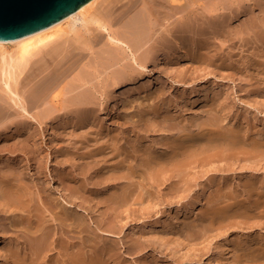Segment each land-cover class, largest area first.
I'll return each mask as SVG.
<instances>
[{
	"label": "rangeland",
	"instance_id": "rangeland-1",
	"mask_svg": "<svg viewBox=\"0 0 264 264\" xmlns=\"http://www.w3.org/2000/svg\"><path fill=\"white\" fill-rule=\"evenodd\" d=\"M129 1H136V5L121 21L111 20L113 16L118 17L120 10L114 7L115 0H104L95 6L98 13L101 12L105 16L104 20L109 22L110 33H119L121 37L123 36L122 40L127 47L123 48L124 54L115 55L112 50L115 46L107 40V36L92 44V49L84 52V58L75 63L55 89V92L61 89L64 92L61 97L64 102L60 100L63 103L60 102L58 108L50 101L48 102V99L41 98L39 92H35V95L27 101L22 98V89L19 92L21 100L11 97L8 93L5 94V91H2L3 94L1 92L4 99L1 110L5 111L2 112L0 118V250L4 254L5 263L3 264H16L17 258L20 260L28 258L30 256L28 253V250L30 252L29 238L37 235L35 238L39 241L40 236L47 232L49 247L39 254L38 264H62L63 261V264H71L73 260L68 257L70 253L76 252V247L84 246L82 248L85 250L88 247L90 251L86 250V253L91 255L93 249L87 244L92 235H98L100 240L97 239L98 246L103 243L100 248L105 251L103 249L100 251L101 254L104 253L102 258L103 262L106 260L105 264H215V262L223 264L225 263L223 261H228L229 264H233L234 261L235 264H255L254 255L259 254L257 252L259 248L261 250L264 248V218L261 219L262 217L257 215L249 216V218L242 217L241 212L237 211L238 215L235 214L234 217L227 215L223 217L224 220L223 218L213 219L214 214L206 216L212 206V210L215 207L216 210L219 205L218 201L214 202L217 204L215 206L210 201L214 197L217 199L218 196H222L223 193L227 196L233 193L231 196L234 198L239 196L240 199L235 198L234 200L238 204L242 203L241 198L245 200V205L251 204L252 197L247 195V187L244 185L254 176L257 178H253L254 182L257 181L256 189L262 187V190L258 189V191L264 190V147L263 151L258 154L260 156L256 155L258 157H245L246 155L241 154L239 158L229 159V163V160L224 162L221 159L220 162L219 160L212 161L211 165L210 163L205 166L198 164L194 167L192 164L183 178L173 173L171 179V176L166 174L172 173L171 167L169 168L170 164L167 162L170 159L167 156H171L174 149L171 145L172 141L184 136H186L184 138L193 137L191 139H195L200 134L198 138L200 142L196 143L199 145L197 150L200 151L202 142L207 143L209 138L201 136L200 126L212 121H214L213 124L216 122V126L214 124L212 128L222 124L220 126L223 127L222 130L225 127V130L240 131L244 138L248 129L250 136L254 130L255 134L253 133L251 137L264 142L262 51L261 48L246 45L241 32L244 24L242 22L246 20L242 12L243 6L246 7L247 2L245 0L206 1L204 6L212 3L215 5L217 1L216 6L222 4L223 1L225 3L222 7L220 5V7L217 6L219 8L216 7L217 15L212 14V16L216 15L214 21L212 16L204 15V7H194L198 12H196V19L195 12L194 16L186 15L180 18L182 22L187 21L188 25L191 24V28L198 24L195 30L199 35V40L207 24V26L212 25L214 30V38L212 36L211 40L213 42L208 46L210 48H201L199 52L197 50L196 53L200 55L195 54L197 57L193 56V58L187 52L186 54L184 49H180L182 52L178 50V41H176L179 37H189L188 39L192 37L189 34L175 35L167 32L174 26V20L162 23L156 32L157 35L152 32L150 27L152 18H149V11L153 7L154 0H124L123 2ZM258 1L255 0V3L257 4ZM184 3L192 8L189 0H184ZM258 6L256 13L264 10V0H260ZM190 21H195L196 26ZM215 23L220 24V27L215 26ZM165 37L168 39L165 40ZM162 46H168L172 53L170 51L164 53ZM174 46L177 48L173 49ZM203 53L206 57L202 55ZM145 55L149 56V59L146 58L148 62L147 60L142 61L141 57ZM212 59L213 64H211ZM132 72H134V75L131 74L134 76L131 77L133 79L130 78ZM85 78L89 79L86 83L90 86L79 82ZM16 102H19L18 107ZM19 105L26 108L29 106L27 108L29 115L23 111L26 114L24 115ZM208 117L210 119L206 121ZM175 128L179 131L176 132ZM242 129L244 131L246 129V133H241ZM259 129L261 132L258 131ZM194 131L197 133L194 134L196 137L193 135ZM259 133L260 135L263 133V136L258 135ZM174 136L178 137L174 138ZM200 137H205V139L201 140ZM212 138L214 139L209 138L211 142L208 140V145L220 149L221 143L217 144L216 141L222 138L219 136L217 138V135ZM195 141L198 140L195 139ZM169 142L171 143L170 148ZM152 154L167 158L165 162L162 160L163 165L168 166L167 170L161 173L167 178L164 179L161 174L158 180L151 177L152 171L155 172L160 168V164H157L154 159L156 156L152 157ZM220 165L221 167L223 165V168H220ZM230 166L233 169H230ZM224 178L231 181L227 182ZM258 178L261 179L260 182ZM241 180L244 182L242 183ZM3 182L4 185L6 182L17 184L14 188H21L20 191L24 193L22 199H26L24 200L25 206L23 203L18 204L15 199H11L8 204L4 205L6 201L4 194L8 187L2 185ZM226 182L229 184L227 185ZM230 190L233 191L230 193ZM223 204L225 203L220 205ZM64 209L80 214L85 226L84 232H79L75 227L77 221L72 219L66 220V225L70 222V225H67L69 232L66 231L61 224L65 216ZM232 212H235L234 209ZM204 215L209 219H203ZM38 220L42 222L39 223ZM195 221L198 223H194ZM243 221H246L245 224ZM237 222L241 223V226ZM18 223L19 226H17ZM110 224L115 230L109 227ZM201 224L204 228L207 224L209 225L206 226V230H203ZM192 226L194 231L191 229ZM196 227L199 231L202 230L203 234L197 232ZM23 231H26V234ZM188 233H194L196 236L192 234L191 236H194L192 238L189 234V238ZM80 240L82 245L79 244ZM229 241L233 242L230 244ZM246 241L251 244H245ZM232 244L234 248L231 247ZM240 244H242L241 247ZM248 245L251 248L256 247L253 249L256 251L253 253ZM220 247H224L223 255L225 253L226 256L228 255L227 260L225 255L221 256L223 248L219 249ZM239 247L243 248V252ZM216 248L217 251H215ZM228 248H232L236 253L232 254L234 251ZM208 250L215 252L213 261L208 258ZM17 251L20 257H17ZM246 251L250 253L249 257ZM263 253L264 250L260 252L261 255ZM42 259L46 263H43ZM263 262L264 258L260 263Z\"/></svg>",
	"mask_w": 264,
	"mask_h": 264
},
{
	"label": "bare ground",
	"instance_id": "bare-ground-1",
	"mask_svg": "<svg viewBox=\"0 0 264 264\" xmlns=\"http://www.w3.org/2000/svg\"><path fill=\"white\" fill-rule=\"evenodd\" d=\"M102 1H104V0H91L89 3H87L86 5H84L83 7H81L77 12H75V13H73V14H71V15H69L68 17H66L65 19H63L62 21H60V22H58V23H56V24H54V25H52L51 27H49V28H47V29H44V30H42V31H39V32H37V33H35V34H32V35H29V36H27V37H24V38H21V39H18V40H12V41H6V42H0V118H1V114H2V112H5V111H3V110H1L3 107H2V105H3V102H4V99H3V96L1 95V92L2 91H5V94L6 93H8V94H10L11 95V97H14V98H16V99H20L21 98V96H19V92H20V90L22 89L23 90V93H22V98H24V100L25 101H27L28 99L30 100L31 99V97L32 96H34L35 95V92H39V95H40V97L41 98H43L44 100H46V99H48V102L50 101L51 103H53L54 105H56V108H58L59 107V105L61 104V103H63L64 101L63 100H61V97L63 96V94H64V92H63V90L61 89V90H58V91H56L55 92V89H57V87H58V85L60 84V82H61V80H63V78L67 75V73L69 72V70H71V68L75 65V63L77 62V61H79V60H81V59H83L84 58V56H85V51H87V50H91L92 49V44H95V43H97V42H99L101 39H103L104 37H106L107 36V40L111 43V44H114V48L112 49L113 51H114V53H115V55H119V53H121V54H124V50H123V48H125V47H127V45L123 42V40H122V37L120 36V34L119 33H110V31H109V22L108 21H105L104 20V18H105V16L100 12V13H98V11L95 9V6L98 4V3H100V2H102ZM124 0H115V8L117 7L118 9H120L119 10V13H118V17H112L111 18V20H113V21H121L124 17H126L127 16V13H129L130 11H132L133 9H134V7H135V5H136V1H129V2H127V3H124L123 2ZM190 1V3H191V6H192V8H189L185 3H184V0H154V2H153V7H152V9H150V11H149V18H152V23L150 24V27H151V29H152V32L153 33H155L156 35H157V33L156 32H158V30L160 29V25L162 24V23H165V22H167V21H170V20H174L175 21V24H173L174 26L170 29V30H168L167 32L169 33V34H175V35H183V34H189L190 35V37H192V38H190V39H188V38H181V37H179V39L178 40H176V41H178V43L177 42H175V43H177V45L175 44V46H177L178 47V50H180V49H184L185 50V53L187 52L191 57H193V56H196L197 57V55H195V54H198V53H196V51L198 50V52L200 51L199 49H201V48H206V47H208L212 42H211V40H212V36L214 35V30H213V27H212V25H209V26H207L206 25V27H205V29L204 30H202L203 32H202V38H201V40H199L198 39V37H199V35L197 34V31L195 30V28L198 26V24H197V26L195 25V21L194 22H192V21H190V22H192L196 27H193V28H191V24L190 25H188L186 22V24L184 23V22H182L181 21V17H183V16H190V15H192V16H194V12H195V14H196V9H194V7L195 8H197V7H204L205 9V13H204V15L205 14H207V15H210L209 17H211L212 16V14L214 15V13L217 11V8H219L220 6L222 7V6H224V1H223V3L222 4H218L217 6H219V7H217L216 6V4H217V2H216V4L214 5V3H212V4H209L208 6H204L205 5V3H206V1H209V0H189ZM221 1V0H220ZM246 2H247V6L246 7H244L243 6V8H244V10L242 11L243 13H244V15L246 16V20H245V22H242V23H244L243 24V27H242V30H241V32H242V35H243V38H244V41H245V43H246V45H248V46H253L254 48H261V51H262V56L261 57H263L262 58V60L261 61H263V63L261 64V65H263L262 67H263V69H264V10H262V11H260V13H256V11L258 10L257 9V7H259L258 6V2L260 1H258L257 2V4L255 3V0H245ZM257 1V0H256ZM244 2V1H243ZM262 2V1H261ZM210 3V2H209ZM257 5V6H256ZM262 6V5H261ZM113 7V8H114ZM188 7V8H187ZM217 7V8H216ZM199 9V8H198ZM148 10V9H147ZM218 10H223V9H218ZM97 11V12H96ZM201 11V10H200ZM109 12V11H108ZM198 13V12H197ZM218 13V12H217ZM109 14H110V12H109ZM148 14V13H147ZM216 14V13H215ZM217 15V14H216ZM215 15V16H216ZM221 15V14H220ZM223 15V14H222ZM215 16H212L213 17V21H214V17ZM230 16V15H229ZM200 16H198V18H199ZM205 17V16H204ZM207 17V16H206ZM197 18V14H196V16H195V19ZM216 18V17H215ZM229 18V17H228ZM244 18V17H243ZM186 19V18H185ZM191 19V18H190ZM189 19V20H190ZM222 19V18H221ZM153 20H154V22H153ZM183 20V19H182ZM190 22H188V23H190ZM207 22V21H206ZM211 23H213L212 21H210ZM220 22H221V20H220ZM149 23V22H148ZM223 23H224V21H223ZM169 24V23H168ZM200 24H202V23H200ZM216 24V23H215ZM214 24V25H215ZM220 25V24H219ZM218 24H216L215 26H219ZM223 25V24H222ZM203 26V25H202ZM224 26H225V24H224ZM223 26V27H224ZM148 27V26H147ZM220 27V26H219ZM241 27V26H240ZM163 28V27H162ZM161 28V30H163ZM225 28H226V26H225ZM143 29V28H142ZM197 29V28H196ZM215 29V28H214ZM221 29V28H220ZM226 29H228V28H226ZM241 29V28H240ZM239 29V30H240ZM160 30V31H161ZM199 30H200V28H199ZM217 30V29H216ZM222 30V29H221ZM223 30H225V29H223ZM228 31V30H227ZM115 32H117V31H115ZM164 32V31H163ZM166 32V33H167ZM218 32H219V28H218ZM237 32V31H236ZM240 32V31H239ZM241 32L239 33V34H241ZM199 33V32H198ZM225 33V32H224ZM231 33V32H230ZM149 34V33H148ZM217 34V33H216ZM229 34V33H228ZM218 35V34H217ZM236 35V34H235ZM219 36H221V34H219ZM229 36V35H228ZM157 37H159V35L157 36ZM162 37H163V35H162ZM170 37H172V36H170ZM176 37V36H175ZM194 37V38H193ZM237 38H238V36H236ZM241 37V36H240ZM136 38V37H135ZM142 38V37H141ZM149 38V37H148ZM147 38V39H148ZM166 38V37H165ZM172 38H174V37H172ZM178 38V37H177ZM176 38V39H177ZM213 38H214V36H213ZM218 38V37H217ZM154 39V38H153ZM155 39H156V37H155ZM159 39V38H158ZM163 39H164V37H163ZM162 39V40H163ZM168 38H166L165 40H167ZM144 40V39H143ZM215 40V39H214ZM243 40V39H242ZM146 42H148V40H145ZM170 41V40H169ZM169 41H167V42H169ZM160 42V41H159ZM166 42V41H165ZM173 42V43H174ZM154 43V42H153ZM152 43V44H153ZM155 43H156V41H155ZM172 43V44H173ZM149 44H150V41H149ZM148 44V45H149ZM159 44V43H158ZM168 43H166V45H167ZM242 44V43H241ZM151 45V44H150ZM149 45V46H150ZM157 45V44H156ZM160 45V44H159ZM158 45V46H159ZM162 45V44H161ZM165 45V44H164ZM112 46V45H111ZM146 46V45H145ZM153 46H155V45H153ZM173 47V49H175V48H177V47ZM213 46V45H212ZM244 46V45H243ZM110 47V46H109ZM122 47V48H121ZM136 47V46H135ZM141 47V46H140ZM151 47V46H150ZM163 47V46H162ZM170 47H171V45H170ZM112 48V47H111ZM153 48V47H152ZM166 49V50H164V49ZM162 49H163V51H164V53H165V51L166 52H168V51H170V48L168 47V46H164ZM208 48H210V47H208ZM244 48H245V46H244ZM247 48V47H246ZM250 48V47H249ZM133 49V48H132ZM131 49V50H132ZM140 49V48H139ZM172 49V48H171ZM215 49V48H214ZM111 50V51H112ZM149 50H150V48H149ZM157 50H158V48H157ZM202 50V49H201ZM134 51V50H133ZM175 51H177V50H175ZM181 51V50H180ZM210 51V50H209ZM209 51H207V53L209 52ZM211 51H213V50H211ZM210 51V52H211ZM157 52V51H156ZM160 52V51H159ZM161 52H162V50H161ZM171 53H172V50L170 51ZM182 52V51H181ZM135 53H136V51H135ZM134 53V54H135ZM152 53H154V52H152ZM151 53V54H152ZM173 53H175L174 51H173ZM185 53H183V54H185ZM186 53V54H187ZM221 53V52H220ZM159 54V53H158ZM167 54V53H166ZM179 54V53H178ZM177 54V55H178ZM218 54H219V52H218ZM257 54V53H256ZM144 55V54H143ZM155 55H156V53H155ZM154 55V56H155ZM162 55V54H161ZM160 55V56H161ZM173 56H175L176 55V53H175V55L174 54H172ZM171 55V56H172ZM188 55V56H189ZM198 55H200V54H198ZM202 55H205V53H203ZM220 55V54H219ZM222 55V54H221ZM258 55V54H257ZM124 56V55H123ZM162 56H164V54L162 55ZM180 57H181V55H179ZM183 56V55H182ZM217 56V55H216ZM126 57V56H125ZM140 57V56H139ZM186 57H187V55H186ZM202 57V56H201ZM205 57H206V55H205ZM211 57V56H210ZM215 57V56H214ZM142 58V61H144L145 62V60H147L146 58H148L149 59V56H147V55H145L144 57H141ZM151 58V57H150ZM153 58V57H152ZM169 58V57H168ZM177 58V57H176ZM182 58V57H181ZM194 58V57H193ZM215 58H217V57H215ZM214 58V59H215ZM219 58H221V56L219 57ZM228 58H229V56H228ZM228 58H226V59H228ZM171 59H173V58H171ZM175 59V58H174ZM180 59V58H179ZM190 60L189 61H191V58H189ZM197 59V58H196ZM204 59V58H203ZM210 59V58H209ZM223 59V61H224V58H222ZM261 59V58H260ZM259 59V60H260ZM124 60H126V58H124ZM153 60V59H152ZM158 60V59H157ZM168 60V59H167ZM176 60V59H175ZM175 60H174V63H175ZM199 60H201V59H199ZM206 60V59H205ZM211 60V59H210ZM220 60V59H219ZM170 61V60H169ZM202 61V60H201ZM117 62V61H116ZM118 62H120V61H118ZM126 62V61H125ZM135 62H137V61H135ZM140 62V61H139ZM138 62V63H139ZM146 62H148V60L146 61ZM152 62V61H151ZM156 62V61H155ZM158 62V61H157ZM171 62H173L172 60H171ZM194 64L196 63V60L194 59ZM211 62V61H210ZM222 62V61H221ZM260 62V61H259ZM129 63V62H128ZM177 63V62H176ZM223 63V62H222ZM148 64V63H147ZM155 64V63H154ZM193 64V63H192ZM211 64H213V59H212V63ZM225 64V63H224ZM223 64V65H224ZM145 65V64H144ZM128 66V65H127ZM140 66V65H139ZM222 66V65H221ZM257 66H259V65H257ZM133 67V66H132ZM259 68V67H258ZM129 69V68H128ZM128 69H126L127 71H128ZM262 69V70H263ZM122 70V69H121ZM127 71H125V72H127ZM122 72V71H121ZM135 72V71H134ZM134 72H132V73H130V75L131 74H133ZM97 73V72H96ZM95 73V74H96ZM135 73H137V72H135ZM262 73V72H261ZM87 74V73H86ZM129 74V73H128ZM129 75V76H130ZM134 75V74H133ZM133 75H131L130 76V78L133 76ZM98 76V75H97ZM126 76H127V74H126ZM81 77V76H80ZM95 77V76H94ZM134 77V76H133ZM97 78V77H96ZM95 78V79H96ZM131 79H133V78H131ZM89 80V79H88ZM86 78L84 79V80H81V81H79L80 83L82 82V83H86L87 81H88ZM133 81V80H132ZM79 84V83H78ZM87 84V83H86ZM82 85V84H81ZM87 85H89V84H87ZM92 85V84H91ZM64 86V85H63ZM86 86V85H85ZM85 86H83V87H85ZM90 86V85H89ZM61 87H62V85H61ZM74 87V86H73ZM77 87H79V86H77ZM76 87V88H77ZM92 87V86H91ZM94 87V86H93ZM63 88V87H62ZM89 93V92H88ZM2 94H3V92H2ZM66 94V93H65ZM82 94V93H81ZM254 94V93H253ZM38 94H37V96H39ZM90 96H91V94H89ZM6 96V95H5ZM256 96V95H255ZM9 97V96H8ZM80 97V96H79ZM14 98H12V99H14ZM38 98V97H37ZM36 98V99H37ZM40 98V99H41ZM87 98V97H86ZM63 99H65V98H63ZM21 100V99H20ZM19 100V101H20ZM39 100V99H38ZM63 101V102H61V101ZM211 100V99H210ZM216 100V99H215ZM15 101V100H14ZM23 101V100H22ZM41 101V100H40ZM217 101V100H216ZM12 102V101H11ZM46 102V101H45ZM61 102V103H60ZM215 102V101H214ZM22 103V102H21ZM20 103V104H21ZM32 102H30V104H31ZM51 103H49V104H51ZM210 103H211V101H210ZM212 103H213V101H212ZM9 104V103H8ZM14 104V103H13ZM16 104H17V107H18V104H19V102L17 103L16 102ZM23 105H25L24 103H22ZM6 105V104H5ZM28 105V104H27ZM26 105V106H27ZM20 106V105H19ZM5 108H6V106H4ZM16 107V106H15ZM29 107V106H28ZM27 107V108H28ZM8 108V107H7ZM19 108H21L22 109V113H27L28 115H29V111H28V109L25 107V106H20ZM9 109V108H8ZM20 110V109H19ZM8 111V110H7ZM21 111V110H20ZM24 111V112H23ZM24 113V115H26ZM8 114H6V116H7ZM22 116V115H21ZM210 117V116H209ZM206 118L205 120L207 121V119L209 120L210 118L212 119L213 117H210V118ZM169 118V117H168ZM167 119V118H166ZM168 120V119H167ZM169 120H171V118H169ZM216 121V120H215ZM212 122H214V121H212ZM212 122H209V123H207V124H205V125H202V126H200L201 127V136H206V137H209V138H211V139H214V138H212V136H215V135H217V138H218V136L219 137H221V138H219V139H221L220 141H216V140H212V141H216L217 142V144H219V142L221 143V148L220 149H218V147H213L212 145H208L209 143V141L211 142V140L208 138V140H207V143L206 142H202L203 143V145H200L201 147V150L199 151V150H197L198 149V147H199V145L198 144H196V143H199L200 142V140L198 139L199 138V135H198V138L196 137V135H194L196 132L194 131V133H193V135L196 137L195 139H197L198 141L196 142L195 141V139H191V138H193V137H191V138H184V137H186V136H184V137H182V138H180L179 139V137L178 136H180V135H178L177 137H175L176 136V132L177 131H179V130H176V128H175V130H176V134H175V136H174V138H177V139H174V141H172V144L169 142V148L171 147L170 146V144L172 145V147L174 148L173 150H172V155L171 156H167V158H170L169 159V161H167V158L166 159H164V158H162L160 155H159V157H161V158H159V157H157L156 156V154H155V156H156V158H154L155 159V161H156V163L157 164H160V168L157 170V171H155V172H153L152 171V174H151V177L152 178H154L155 180H158V178L162 175L161 173H163L164 171H166L167 169V167L168 166H166V165H163V163H162V160L164 161V160H166L167 162H169V168L171 167V169H172V173L170 174L169 172L168 173H166V174H168V175H174L173 173H175V174H177V176L178 177H182L183 178V176H185V172L188 170V169H190L191 167H192V164H194L193 166L195 167V166H198V164H200V165H204L205 166V164L207 165L208 163H210V165H211V162L212 161H214V160H219V162H220V160L222 159V160H224V162L225 161H228L229 159L231 160H233V159H235V158H239V155H246L245 157H258V156H260V155H258V154H260L263 150H262V148L264 147V142H259V141H257V139L255 140L254 138L255 137H251V136H253L255 133H254V130H252L253 131V133H252V135L250 136L249 134H248V132L250 131L249 129H248V131H247V133L245 132L246 131V129H245V131L242 129V131H241V133L242 132H245L244 134V136H245V138L243 137V133L242 134H240V131H236V130H233V129H229V130H225V127H224V130H222V128L220 127L221 125H217L218 127H216V128H212L213 127V125L216 123H212ZM215 126H216V124H215ZM174 128V127H173ZM179 129V128H178ZM189 130H191V129H189ZM187 131V130H186ZM196 131H197V129H196ZM258 131H260V129L258 130ZM181 132V131H180ZM191 132H192V130H191ZM256 132H257V130H256ZM261 132V131H260ZM262 132H264V131H262ZM179 133V132H178ZM189 133H190V131H189ZM187 134V133H186ZM197 134V133H196ZM263 133H261V135H260V133L258 134V135H260V136H263L262 135ZM184 135H185V133H184ZM257 134H256V136H258ZM181 136H183V135H181ZM180 136V137H181ZM259 137V136H258ZM264 137V136H263ZM201 138V140H202V138L203 137H200ZM257 138V137H256ZM261 139H262V137H260ZM203 139H205V137L203 138ZM218 139V140H219ZM264 140V139H263ZM262 141V140H261ZM206 143V144H205ZM214 143V142H213ZM212 143V144H213ZM214 145H216V144H214ZM217 146H219V145H217ZM244 148H246V149H244ZM170 152H171V150H170ZM169 152V153H170ZM168 153V154H169ZM93 155V154H92ZM153 156L152 157H155L154 156V154H152ZM166 154H164V156H165ZM170 155V154H169ZM256 155H258V156H256ZM262 155V154H261ZM163 156V157H164ZM150 158V157H149ZM241 158V157H240ZM263 158H264V155H263ZM249 159V158H248ZM251 159H254V158H251ZM251 159H250V162H251ZM152 160H153V158H152ZM230 160L228 161V163L230 162ZM237 160V159H236ZM242 160V159H241ZM246 160V159H245ZM154 161V160H153ZM239 161V160H238ZM165 162V161H164ZM223 162V163H224ZM253 162V161H252ZM214 163H216V162H214ZM223 163H221V164H223ZM167 164V163H166ZM220 164V163H219ZM224 164H226V163H224ZM231 164V163H230ZM234 164V163H233ZM236 164V163H235ZM168 165V164H167ZM199 165V166H200ZM228 165V164H227ZM151 166H153L152 164H151ZM150 166V167H151ZM209 166V165H208ZM213 166V165H212ZM225 166V165H224ZM229 166V165H228ZM159 167V166H158ZM193 167V168H194ZM203 167V166H202ZM207 167V166H206ZM214 167V166H213ZM231 167V166H230ZM156 168V167H155ZM215 168V167H214ZM220 168H223V165H222V167H221V165H220ZM211 169V168H210ZM210 169H209V171H210ZM213 169V168H212ZM226 169V168H225ZM230 169H233L232 167L230 168ZM208 170V169H207ZM170 171V170H169ZM189 171V170H188ZM209 171H207V173L209 172ZM150 173H151V171H150ZM161 174V175H160ZM189 174V173H188ZM187 174V175H188ZM163 175H165V174H163ZM162 175V176H163ZM253 175V174H252ZM251 175V176H252ZM166 176V175H165ZM170 176L168 177V179L170 178ZM176 176V175H175ZM251 176H249V178L251 177ZM164 177V176H163ZM172 177L173 176H171V179H172ZM188 177V176H187ZM189 177H191V176H189ZM188 177V178H189ZM240 178H241V176H239ZM246 177V176H245ZM244 177V178H245ZM259 177V176H258ZM9 178V177H8ZM7 178V179H8ZM149 178V177H148ZM165 178H167V177H164V179ZM185 178V177H184ZM247 178V177H246ZM252 178V177H251ZM254 179H257V178H255V176L253 177ZM253 178H252V180L250 179L249 181H246V183H245V185H244V187L246 186L247 187V195L248 196H250V197H252L251 198V204H246L245 205V200L243 201V199L241 198V200H242V203L240 204H238L237 203V201H234L235 200V198H239V196L238 197H233V196H231L232 194H230V195H228L227 196V194H225V195H223V194H221L222 196H218V198L217 199H215V197L213 196L214 194H212V197H214V199L213 200H211L210 201V203L212 204V203H214V202H216V201H218L219 202V205H217L216 203H214V206H215V204L218 206L217 207V209L215 210V208L212 210V208H213V206H212V208L207 212L208 214L206 215L207 217H209L211 214H214V216H213V219H215V218H223V217H225V216H227V215H232L233 217H234V215L236 214V215H238V213L237 212H241V216L242 217H248L249 218V216H259V217H262L261 219H263L264 218V190L263 191H261L262 190V187L261 188H258V189H261L260 191H258V189H256V185H255V183L257 182H254L255 180H253ZM162 179V178H161ZM163 179V180H164ZM176 179V178H175ZM226 181H227V178H224ZM259 179V178H258ZM9 180H10V178H9ZM16 180V179H15ZM149 180V179H148ZM155 180H154V182H155ZM177 180H179V178H177ZM186 180H187V178H186ZM222 180H223V178H222ZM222 180H221V182H222ZM230 180V179H229ZM228 180V181H229ZM247 180V179H246ZM2 181V180H1ZM18 181V180H17ZM151 181H152V179H151ZM184 181H185V179H184ZM188 182H189V180H187ZM227 181V182H228ZM231 181V180H230ZM242 181V180H241ZM261 181V179H259V182ZM263 181V180H262ZM158 182V181H157ZM156 182V183H157ZM176 182H178V181H176ZM192 182H193V178H192ZM220 182V181H219ZM227 182H226V184H227ZM244 181H242V183H243ZM8 182H6V184L5 185H7V187L8 188H6L7 189V191L5 192V194H4V197H5V199H6V201H5V204L4 205H6V204H8L9 203V201H11V199L13 200V199H15V201H17V203L18 204H20L21 205V203H23V206H25V201L24 200H26V199H22V197L24 196V193L23 192H21L20 191V187H18V188H14V186H16L17 184H15V185H13V184H7ZM14 183V182H13ZM15 183H16V181H15ZM159 183V182H158ZM225 183V182H224ZM176 184H178V183H176ZM187 184H189V183H187ZM213 184V183H212ZM219 184V183H218ZM217 184V185H218ZM222 184V183H221ZM229 184V183H228ZM227 184V185H228ZM262 183H260V185H261ZM263 184H264V182H263ZM2 185H4V182L2 183ZM4 185V186H5ZM19 186L21 185V184H18ZM216 185V186H217ZM224 185V184H223ZM222 185V186H223ZM226 185V186H227ZM243 185V184H242ZM259 185V184H258ZM257 185V186H258ZM187 186V185H186ZM225 186V185H224ZM264 186V185H263ZM3 187V186H2ZM24 187V186H23ZM219 187H221V185H219ZM174 188H176L175 186H174ZM177 188H179V187H177ZM219 189H221V188H219ZM230 189V188H229ZM240 189H241V187H240ZM215 190H216V188H215ZM218 190V189H217ZM3 191V190H2ZM233 191V190H232ZM231 190H230V193L232 192ZM242 191L244 192V190H243V188H242ZM241 191V192H242ZM219 192H220V190H219ZM221 192H223V191H221ZM225 192V191H224ZM227 192V191H226ZM236 192V191H235ZM234 192V193H235ZM238 192V191H237ZM239 193V192H238ZM246 193V192H245ZM240 194H243V193H240ZM239 194V195H240ZM26 195V194H25ZM211 195V194H210ZM218 195V194H217ZM216 195V196H217ZM235 195V194H234ZM246 195V194H245ZM244 195V196H245ZM3 196V195H2ZM242 196V195H241ZM240 196V197H241ZM27 197V196H26ZM124 197V196H123ZM249 198V197H248ZM4 199V198H3ZM4 199V200H5ZM240 199V198H239ZM246 199V198H245ZM210 200V199H209ZM215 200V201H214ZM238 200V199H237ZM28 201V200H27ZM207 201V204H208V200H206ZM230 201H234V202H230ZM246 201H247V199H246ZM249 202V203H250ZM221 203H225V204H223V205H220ZM247 203H248V201H247ZM28 204V203H27ZM29 205V204H28ZM28 205H26V206H28ZM32 205V204H31ZM64 205V204H63ZM30 206V205H29ZM29 206H28V208H29ZM66 206V205H65ZM208 206V205H207ZM211 206V205H210ZM207 208V207H206ZM67 209H70V208H68L67 207ZM234 209V211L235 212H232V210ZM251 209H253V210H251ZM65 210V209H64ZM237 211V212H236ZM58 212H60V210H58ZM39 213H41V212H39ZM38 213V214H39ZM61 213V212H60ZM203 213H205L204 211H203ZM36 214H37V211H36ZM62 214V213H61ZM64 214V213H63ZM65 216H64V218H63V220L61 221V224L65 227V229H66V231L67 232H69L68 230L69 229H67V227L70 225V222H69V225L67 226L66 225V220H68L69 219V221H70V219H72V220H76L77 221V226H75V227H77L78 228V230H79V232L80 233H82V232H84L85 231V226H84V224H83V219H82V217L80 216V214H78L77 212L75 213H73V212H71L70 210L68 211V210H65V214H64ZM41 216H43V215H41ZM205 216V215H204ZM204 216H202V217H204ZM204 217L203 219H207V217ZM212 217V216H211ZM39 218V217H38ZM42 219H44V218H42ZM205 219V220H206ZM209 219V218H208ZM207 219V220H208ZM237 219V218H236ZM247 219V218H246ZM251 219V218H250ZM260 219V220H261ZM39 220H41V219H39ZM38 220V221H39ZM45 220V219H44ZM215 220H217V219H215ZM223 220H224V218H223ZM226 220H228L227 219V217H226ZM235 220V219H234ZM259 220V219H258ZM259 220V221H260ZM28 221V220H27ZM29 221L31 222V220L29 219ZM213 221V220H212ZM230 221V220H229ZM233 221V220H232ZM19 222V221H18ZM40 222H42V221H39V223ZM73 222V221H72ZM201 222V221H200ZM223 222V221H222ZM234 222V221H233ZM244 222V221H243ZM246 222V221H245ZM245 222H244V224H245ZM249 222V221H248ZM256 222H257V220H256ZM256 222L254 223V225L256 224ZM44 223H45V221H44ZM111 223V222H110ZM115 223V222H114ZM194 223H196V221L194 222ZM198 223V222H197ZM196 223V224H197ZM202 223H204L203 221H202ZM214 223H215V221H214ZM221 223V222H220ZM238 223V222H237ZM237 223H236V225H237ZM43 224V223H42ZM46 224H47V221H46ZM113 224V223H112ZM110 224L111 226H109L111 229H114V227H113V225H115V224ZM216 224V223H215ZM228 224V223H227ZM231 224V223H230ZM240 224V226H241V223H238V225ZM29 225V224H28ZM48 225V224H47ZM193 225V224H192ZM195 225V224H194ZM200 225V224H199ZM202 225L203 224H201V227H202ZM207 225H209V224H207ZM206 225V226H207ZM213 225V224H212ZM226 225V224H225ZM233 225V224H232ZM231 225V226H232ZM235 225V224H234ZM13 226V225H12ZM16 226V225H15ZM17 226H19V223H18V225ZM29 226H32V225H29ZM34 226V225H33ZM44 226V225H43ZM205 226V228H207ZM215 226V225H214ZM220 226V225H219ZM222 226V225H221ZM224 226V225H223ZM243 226V225H242ZM256 226V225H255ZM261 226V225H260ZM46 227H48V226H46ZM74 227V228H75ZM198 227V226H197ZM196 227V228H197ZM229 227H230V225H229ZM229 227H228V229H229ZM233 227V226H232ZM32 228V227H31ZM42 228V227H41ZM43 228H45V226L43 227ZM70 228V227H69ZM190 228V227H189ZM195 228V229H196ZM204 228V225H203V230H206ZM40 229V228H39ZM191 229H193V226H192V228ZM199 229H200V227H199ZM202 229V228H201ZM210 229V228H209ZM214 229V228H213ZM212 229V230H213ZM42 230V229H41ZM47 230V229H46ZM115 230V229H114ZM197 230H198V228H197ZM42 231H44V230H42ZM48 231H49V229H48ZM71 231V230H70ZM75 232H76V230H74ZM100 231V230H99ZM112 231V230H111ZM192 231H194V229L192 230ZM191 231V232H192ZM202 231V230H201ZM201 231H197V232H201ZM24 232V231H23ZM26 232V231H25ZM24 232V233H25ZM29 232V231H28ZM36 232V231H35ZM47 232V231H46ZM42 233V232H41ZM44 233V232H43ZM186 233H187V230H186ZM26 234V233H25ZM28 234V233H27ZM114 234V233H113ZM189 234L190 233H188L187 235H188V237H189ZM194 235V233H191L190 234V236L191 235ZM198 234V233H197ZM200 234V233H199ZM201 234H203V232H201ZM35 235V234H34ZM210 235V234H209ZM30 236V235H29ZM37 236V235H36ZM35 236V237H36ZM113 236V235H112ZM194 236H196V235H194ZM193 236V237H194ZM33 237V238H32ZM31 238H29V240H30V252H29V250H28V253L30 254V256L28 257V258H25V259H18L17 258V260H16V264H38L37 263V258H38V256H39V254L42 252V251H45V249H47L48 247H49V244L47 243V237H49V235H48V232L46 233V234H44L43 236H40L41 237V239H39V241L34 237V236H32ZM39 237V238H40ZM78 238H80V236H77ZM110 237V236H109ZM114 237V236H113ZM192 237V236H191ZM192 237V238H193ZM190 238V237H189ZM247 238V237H246ZM245 238V240H247ZM249 238V237H248ZM97 239H98V235H92L91 237H90V242L87 244V246H90L92 249H93V253L91 254V252H88L89 254H91V255H87V253H86V250H88V247H87V249L85 250V248L83 249L82 247H84V246H82V247H79V248H77L76 246V248H75V250H76V252H74V253H70V255H69V257L68 258H70V260H73V262L71 263V264H105V262H106V260H105V262H103V258H102V256L104 255V253H102L101 254V249H103V248H100L101 247V245L103 244H101L100 246H98L97 245ZM195 239V238H194ZM239 239V238H238ZM250 239V238H249ZM259 239V238H258ZM78 240V239H77ZM82 240V239H81ZM81 240H80V243L79 244H81L82 245V242H81ZM99 240V239H98ZM239 240H241V239H239ZM255 240H256V238H255ZM100 241V240H99ZM235 241H237V240H235ZM235 241H234V243H235ZM263 241H264V239H263ZM0 242H1V240H0ZM78 242H79V240H78ZM104 242V241H103ZM230 242V241H229ZM231 242H233V241H231ZM231 242H230V244H231ZM260 242V241H259ZM262 242V241H261ZM85 243V242H84ZM101 243V242H100ZM238 243V242H237ZM236 243V244H237ZM242 243H245V242H242ZM248 243H250L251 244V242H248ZM247 243V241H246V243L245 244H248ZM257 243H258V241H257ZM256 243V244H257ZM263 243V242H262ZM50 244H51V242H50ZM78 244V243H77ZM105 245H106V242L104 243ZM225 244V243H224ZM229 244V243H228ZM259 244V243H258ZM140 245V244H139ZM208 245V244H207ZM238 246H239V244H237ZM241 245L242 244H240V247H241ZM52 246V245H51ZM50 246V247H51ZM107 246V245H106ZM105 246V247H106ZM108 246H109V244H108ZM112 246V245H111ZM229 246V245H228ZM246 246V245H245ZM259 246V245H258ZM89 247V248H90ZM103 247V246H102ZM231 247L232 248H234L233 247V244L231 245ZM239 247V248H240ZM242 247H244V246H242ZM248 247H249V250L250 249H252V252L254 253V251H256V249L255 250H253L254 248H256V247H253V248H251V246H249L248 245ZM247 247V248H248ZM263 247V246H262ZM11 248V247H10ZM108 248V247H107ZM110 248V247H109ZM223 248V249H222ZM232 248H228L229 250H231V251H234L232 254H234V253H236V251L235 250H232ZM236 248V247H235ZM238 248V247H237ZM245 248V247H244ZM16 249V248H15ZM91 249V250H92ZM219 249H222V255H221V253H220V255L221 256H224V257H226V260H227V256H226V253L223 255V251H224V247H220ZM227 248H225V250H226ZM241 249V248H240ZM101 250V251H100ZM104 250V249H103ZM107 250V249H106ZM215 250V249H214ZM214 250H211V251H209L208 250V258H211V260L212 259H215V254H213V253H215V252H213ZM237 250V249H236ZM248 250V249H247ZM248 250V251H249ZM264 250V248L261 250V248H259L258 249V251L257 252H259V254H257V255H254V262H255V264H264V262L263 263H260V261H261V259L263 260V258H264V253H263V255H261L260 254V252L261 251H263ZM10 251V250H9ZM16 251V250H15ZM48 251V250H47ZM72 251H74V250H72ZM88 251H90V250H88ZM105 251V250H104ZM107 251H109V250H107ZM215 251H217V248H216V250ZM230 251V252H231ZM239 253H241V252H243V248L241 249V252L239 251V250H237ZM18 252V251H17ZM219 252V251H218ZM229 252V253H230ZM245 252V251H244ZM247 252V251H246ZM249 252H251V251H249ZM251 252V253H252ZM15 253V252H14ZM27 253V255H29ZM109 253V252H108ZM248 253V252H247ZM111 254V253H110ZM202 254V253H201ZM256 254V253H255ZM44 255H45V253H44ZM199 255V254H198ZM206 255V254H205ZM243 255V254H242ZM21 256V255H20ZM19 256V252H18V255H17V257H20ZM26 256V255H25ZM68 256V255H67ZM234 256V255H233ZM236 256V255H235ZM250 256V253H248V257ZM23 257V256H22ZM104 257V256H103ZM106 257V256H105ZM201 257V256H200ZM199 257V258H200ZM42 258V257H41ZM110 258V257H109ZM108 258V259H109ZM198 258V259H199ZM221 258V257H220ZM230 258V257H229ZM241 258H243L242 256H241ZM15 259V258H14ZM106 259V258H105ZM225 259V258H224ZM224 259H221V260H224ZM244 260H245V258H243ZM243 259H242V261H243ZM248 259V258H247ZM251 259H252V257H251ZM250 259V260H251ZM67 260V259H66ZM199 260H201V259H199ZM228 260H230V259H228ZM238 260V259H237ZM236 260V261H237ZM45 261V260H44ZM43 261V259H42V262L43 263H46V262H44ZM213 261V260H212ZM220 261V260H219ZM231 261H232V259H231ZM246 261V260H245ZM3 262H4V254L2 253V251L0 250V264H3ZM223 262H225V263H227L228 261H223ZM248 262H249V260H248ZM251 262V261H250ZM5 263V262H4ZM63 263H64V261H63ZM62 263V264H63ZM225 263H223V264H225ZM233 263V262H232ZM243 263V262H242ZM211 264V263H210ZM215 264H217L216 262H215ZM222 264V263H221ZM228 264H229V262H228ZM231 264V263H230ZM233 264H235V261H234V263ZM244 264V263H243Z\"/></svg>",
	"mask_w": 264,
	"mask_h": 264
},
{
	"label": "water",
	"instance_id": "water-1",
	"mask_svg": "<svg viewBox=\"0 0 264 264\" xmlns=\"http://www.w3.org/2000/svg\"><path fill=\"white\" fill-rule=\"evenodd\" d=\"M91 0H0V42L47 29Z\"/></svg>",
	"mask_w": 264,
	"mask_h": 264
}]
</instances>
